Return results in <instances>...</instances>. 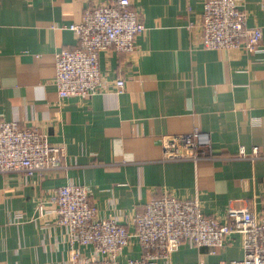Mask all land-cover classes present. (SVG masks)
<instances>
[{
  "label": "crops",
  "instance_id": "0c3cea01",
  "mask_svg": "<svg viewBox=\"0 0 264 264\" xmlns=\"http://www.w3.org/2000/svg\"><path fill=\"white\" fill-rule=\"evenodd\" d=\"M108 1L0 0V120L37 127L66 153L64 167L42 175L0 173V264H72L69 228L50 200L66 183L88 186L99 217L130 231L136 214L166 192L198 199L206 216L224 218L233 206L264 213V44L251 54L200 45L205 0H134L146 25L137 50L100 53L104 78L124 77L125 92L60 103L55 54L78 45L68 25ZM237 2L248 24L264 29V0ZM196 129L209 134L210 155L187 149L185 159L165 157L173 137ZM255 146L257 156L242 155ZM78 251V264L95 255L92 246ZM142 254L134 241L121 259ZM243 257L235 233L215 252L184 241L174 264Z\"/></svg>",
  "mask_w": 264,
  "mask_h": 264
},
{
  "label": "built area",
  "instance_id": "2783aa9c",
  "mask_svg": "<svg viewBox=\"0 0 264 264\" xmlns=\"http://www.w3.org/2000/svg\"><path fill=\"white\" fill-rule=\"evenodd\" d=\"M134 0L97 2L85 8L79 21L68 25L76 34L77 47L62 48L55 54L54 83L59 102L72 96L90 98L99 92L122 94L126 79L104 78L100 53L115 49L129 56L137 50V39L146 25L142 10ZM237 0H205L200 14V45L208 49L241 50L251 54L264 44V29L248 24V13ZM197 25L190 20L189 29ZM207 132L195 131L173 137L165 147L168 159H185L187 149L210 155ZM65 146L54 143L46 132L14 120H0V173L20 171L30 177L64 167ZM258 146L252 155L257 156ZM91 192L84 184L66 183L51 197L56 204L58 221L69 228L70 259L78 264L82 247H93L95 255L84 257L81 264H174L175 253L186 241L192 246H207L214 252L226 239L238 233L244 248L242 259L188 264H264V213L250 206L230 207L224 218L206 216L196 198H180L166 192L150 201L144 212L134 219L135 230L115 217L100 218L98 208L90 202ZM46 201L38 213L44 215ZM138 241L143 254L138 258L121 259L124 250Z\"/></svg>",
  "mask_w": 264,
  "mask_h": 264
}]
</instances>
